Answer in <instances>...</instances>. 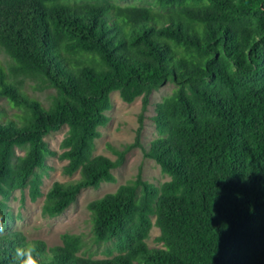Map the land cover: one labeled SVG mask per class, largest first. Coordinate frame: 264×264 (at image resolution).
Here are the masks:
<instances>
[{"label": "trees", "instance_id": "obj_1", "mask_svg": "<svg viewBox=\"0 0 264 264\" xmlns=\"http://www.w3.org/2000/svg\"><path fill=\"white\" fill-rule=\"evenodd\" d=\"M0 0V264L36 246L38 264H264V0ZM49 92L48 103L30 96ZM170 83L155 104L157 138L95 155L116 92L126 104ZM66 129L53 151L46 139ZM138 148L169 177L137 176L89 202L104 259L83 256L79 235L59 246L13 229L16 191L43 198L47 218L62 215L84 189L115 183L112 171ZM65 163L42 192L52 170ZM155 227L156 243L146 241Z\"/></svg>", "mask_w": 264, "mask_h": 264}, {"label": "rangeland", "instance_id": "obj_2", "mask_svg": "<svg viewBox=\"0 0 264 264\" xmlns=\"http://www.w3.org/2000/svg\"><path fill=\"white\" fill-rule=\"evenodd\" d=\"M126 2H132L126 1ZM121 4H127L120 0ZM0 61L7 63L8 58L0 50ZM32 84L27 83L26 92L44 104L48 103L47 95L49 92L38 93L32 91ZM174 89L170 83L165 84L154 91L149 97V105L145 112H141V99H136L131 104L122 102L116 92L111 94L112 108L106 113L109 118L108 124L99 129L100 138L95 142V155H103L112 161L117 159L113 150L120 151L126 144L134 142L136 131L140 127L139 141L144 148H148L150 142L157 138L154 128L153 117L155 115L154 106L169 96ZM0 110L7 118H13L16 113L5 100L0 99ZM66 133L63 129L51 136L46 141L53 151L60 152L59 144ZM65 163L59 162L55 158H50L47 165L52 169L49 176L45 177L42 192L49 189L55 181L67 182L76 180L78 175L72 178L61 174V169ZM115 183H103L97 189H84L77 197V201L71 205L62 215L56 218H47L41 212L43 198L36 202H31L27 191H16L8 203L10 213L15 221L13 229L22 233L29 241H43L48 247L59 246L63 234L79 235L85 243L82 255L87 257L94 255L95 259H104L109 249L108 245H97L94 243L91 234L90 214L86 209L89 202L99 199L106 194L116 191V189L137 176L143 181L152 185L159 186L169 180V177L162 174L160 168L151 160L145 159L140 149L135 148L128 152L123 159L121 166L112 171ZM159 235L157 228L153 227L150 231L146 244L149 248H159L156 238Z\"/></svg>", "mask_w": 264, "mask_h": 264}, {"label": "clouds", "instance_id": "obj_3", "mask_svg": "<svg viewBox=\"0 0 264 264\" xmlns=\"http://www.w3.org/2000/svg\"><path fill=\"white\" fill-rule=\"evenodd\" d=\"M5 232V220L0 215V235ZM37 249L34 244H29L25 247H17L13 257L14 264H38V260L34 256Z\"/></svg>", "mask_w": 264, "mask_h": 264}]
</instances>
